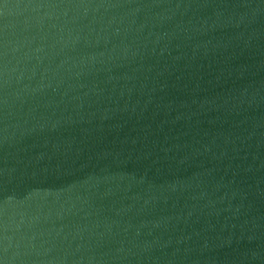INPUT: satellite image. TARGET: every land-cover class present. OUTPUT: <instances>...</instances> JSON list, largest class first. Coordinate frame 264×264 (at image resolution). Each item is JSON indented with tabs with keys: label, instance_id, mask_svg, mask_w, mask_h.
Instances as JSON below:
<instances>
[{
	"label": "water",
	"instance_id": "1",
	"mask_svg": "<svg viewBox=\"0 0 264 264\" xmlns=\"http://www.w3.org/2000/svg\"><path fill=\"white\" fill-rule=\"evenodd\" d=\"M0 264H264V0H0Z\"/></svg>",
	"mask_w": 264,
	"mask_h": 264
}]
</instances>
